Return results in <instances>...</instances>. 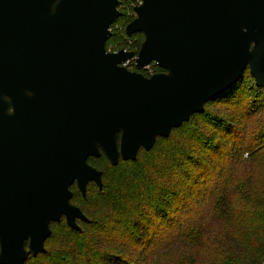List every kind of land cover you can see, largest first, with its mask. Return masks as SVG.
I'll list each match as a JSON object with an SVG mask.
<instances>
[{
	"label": "water",
	"instance_id": "1",
	"mask_svg": "<svg viewBox=\"0 0 264 264\" xmlns=\"http://www.w3.org/2000/svg\"><path fill=\"white\" fill-rule=\"evenodd\" d=\"M120 3L0 0V264L45 253L63 218L81 231L73 185L103 188L90 157L135 161L247 68L264 88V0H142L138 53L107 50Z\"/></svg>",
	"mask_w": 264,
	"mask_h": 264
},
{
	"label": "trees",
	"instance_id": "2",
	"mask_svg": "<svg viewBox=\"0 0 264 264\" xmlns=\"http://www.w3.org/2000/svg\"><path fill=\"white\" fill-rule=\"evenodd\" d=\"M120 1V8L126 9L125 0ZM132 10H135V6ZM124 19L126 16L123 14L112 25V35L106 44L107 50L118 35L115 26ZM123 33L127 36L126 30ZM128 38L126 50L138 53L144 40L143 34L137 33ZM151 66L152 74L144 70H141V73L149 77L163 72L156 64L152 63ZM131 71H136V68ZM248 78L253 83L250 88L253 92L252 101L262 108L264 88L256 85L247 68L231 89L206 104L205 112L195 113L180 128L173 129L168 138L158 137L150 151L142 148L135 161L121 159L117 166H113L104 154L99 158L90 157L88 162L103 171V188L99 189L95 183L90 182L84 197L74 184V196L71 200L74 204L77 195L80 197L81 203L76 206L81 208L88 221L79 220L81 231L70 228L65 218L60 223H52V234L46 240L45 246L52 244L53 233L57 230H64L78 241L63 242L53 250V254L46 250L36 257L30 256L25 264L37 260H43L42 264H151L153 258L161 259L168 252L166 257L171 259L172 246L166 245L169 239L164 237L170 235L168 230L172 228H178L184 233L190 225L183 222L186 210L192 209L194 205H209L214 202L219 206L226 202L222 182L214 180L204 187L200 176L196 179L197 174L193 175V167L205 166L213 174L221 176L226 161L234 165L245 164L242 158L249 150L245 140L246 128L241 132L240 121L234 115H218L219 113L210 106H238L244 83ZM259 110L257 108L249 111L247 115L253 116ZM209 127L226 130L229 134H222ZM186 130L187 134L183 132ZM176 133H181V140L178 138L170 147L161 149L152 159L143 161V155L153 154L160 142L175 139ZM259 136V143L264 146V130ZM188 137L189 141L185 142ZM216 158H221V161L216 163ZM107 166L108 169L118 172V175L113 177L115 184L119 185L114 193H109L114 186L108 183ZM197 186L199 188H196ZM91 187L97 189L99 197L104 196L97 208L94 206L96 201L88 208ZM132 190L134 198L129 199V192ZM240 193L251 213L253 223L246 226L242 234L234 232L225 222L216 228L207 229V232H201L207 235L209 248H215L208 261L204 256L206 253L202 252L203 246L192 238V232L188 230L185 239L188 245L192 246V251L179 264H264V185L251 176ZM109 202L113 203L108 207ZM199 223L204 226L203 222ZM195 226H198V223L193 224L191 228Z\"/></svg>",
	"mask_w": 264,
	"mask_h": 264
},
{
	"label": "rangeland",
	"instance_id": "3",
	"mask_svg": "<svg viewBox=\"0 0 264 264\" xmlns=\"http://www.w3.org/2000/svg\"><path fill=\"white\" fill-rule=\"evenodd\" d=\"M127 4H125L126 9L120 8V11L126 16V19L121 21L115 26V30H117V34L114 37V40L110 43L108 50L111 52L119 51L121 49H128L127 41L129 38L123 33L126 30L128 25V21L132 18L136 17L135 12L132 10L133 6H138L139 0H125ZM112 31V28H111ZM131 39V38H130ZM134 62H131L128 69L134 66ZM252 81L248 78L244 83V89L242 90V98L240 99V104L238 106H228L226 104H215L210 106L215 112L219 113L218 115L232 114L236 119L240 121L241 132L245 129L246 132V145L249 147V150L243 155L242 160L245 162L240 164H231L227 161L225 162V167L223 171L218 174H213L209 171L208 167H193V175L197 174L196 179H201V182L204 183V187L206 185H210L214 180H219L222 182L221 186L223 189V194L225 195L226 202L216 206L214 202H211L209 205H194L192 209H187L184 217V223H190L184 233H181L178 228L169 229V236L164 237L168 238L169 241L166 245H171V259L168 260V253H166L161 259L153 258L151 264H179L181 260L192 250V246L188 245L185 234L189 230L192 232V238L196 240V242L201 243L203 246L202 252L206 253L204 256L206 260H210V257L213 255V251L215 248L208 245L206 241L207 235L201 232H207V229L216 228L220 223L225 222L226 226L231 228L237 234H242L245 231L246 226L253 223V220L250 218V211L247 209V206L244 203V199L242 195H240L241 189L247 183L249 177L253 176L257 182L264 185V146L259 143L260 133L264 130V106L260 108L258 107L255 101H252L251 94L253 93L250 88L253 86ZM259 108V112L253 116L247 115L249 111L256 110ZM211 130H216L221 132L222 134H229L227 131L216 128L209 127ZM243 129V130H242ZM187 134V130L183 131ZM181 133H176L175 139L168 142H160L156 150L153 154L143 155V161L152 159L161 149L170 147L173 141H177L180 138ZM188 136V135H187ZM181 140V138H180ZM189 141V137L185 142ZM254 152V153H253ZM253 153V154H252ZM216 163L221 161V158L215 159ZM109 167L107 166V169ZM109 177L108 183L109 185H113L111 192L114 193V190L119 186L115 184L114 176L118 175V172L108 169ZM194 177V176H193ZM194 181V178H193ZM125 187V185H123ZM196 188H199L198 186ZM195 189V188H194ZM129 199L134 198L133 190L129 192ZM98 191L96 188L91 187L90 189V197L88 199V208L92 207L96 201L95 208L99 207L102 203V197H99ZM114 200V199H112ZM75 205L81 203L80 197H76L73 202ZM113 202H109L108 207L112 205ZM86 206V205H85ZM99 215V214H98ZM223 219V220H222ZM199 222H203L204 226ZM198 226L192 227L193 224H197ZM197 233V234H196ZM54 234V239L51 245L46 244V250L49 254H53V250H56L60 244L67 241H78L77 238H71L69 234H66L64 230H57ZM195 235V236H194ZM194 236V237H193ZM195 242V241H194ZM193 244V243H192ZM165 245V246H166ZM173 261V262H172ZM43 260L31 261L30 264H42Z\"/></svg>",
	"mask_w": 264,
	"mask_h": 264
},
{
	"label": "built area",
	"instance_id": "4",
	"mask_svg": "<svg viewBox=\"0 0 264 264\" xmlns=\"http://www.w3.org/2000/svg\"><path fill=\"white\" fill-rule=\"evenodd\" d=\"M142 4V0H139V2H138V6L139 5H141ZM137 6H135V8H136ZM134 12H135V10H134ZM136 14V13H135ZM131 62H134L133 64H134V66L133 67H131V69H129V70H132V69H134V68H136V62H135V60H130V61H128L127 63H125V67H128L129 66V64L131 63ZM144 71H147L149 74H152V66L150 65V66H148V67H146L145 69H143Z\"/></svg>",
	"mask_w": 264,
	"mask_h": 264
}]
</instances>
